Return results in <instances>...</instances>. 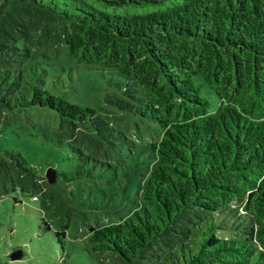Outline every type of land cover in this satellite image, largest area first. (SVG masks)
<instances>
[{
    "label": "trees",
    "instance_id": "16d2710c",
    "mask_svg": "<svg viewBox=\"0 0 264 264\" xmlns=\"http://www.w3.org/2000/svg\"><path fill=\"white\" fill-rule=\"evenodd\" d=\"M61 55L110 73L105 114L46 87ZM30 106L77 160L50 183L0 143V196L32 193L58 241L100 264H264V0H0V123Z\"/></svg>",
    "mask_w": 264,
    "mask_h": 264
},
{
    "label": "rangeland",
    "instance_id": "374dc122",
    "mask_svg": "<svg viewBox=\"0 0 264 264\" xmlns=\"http://www.w3.org/2000/svg\"><path fill=\"white\" fill-rule=\"evenodd\" d=\"M51 63L46 82L49 90L66 94L72 102L100 107L105 114L102 97L109 88V72L64 55L54 56ZM59 128L60 117L53 109L30 106L8 110L0 123V143L21 152L38 174L45 175L50 165L67 170L77 159ZM42 216L41 201L34 200L30 192L16 190L0 196V264H100L80 243L82 239L58 241L54 230L42 224Z\"/></svg>",
    "mask_w": 264,
    "mask_h": 264
},
{
    "label": "water",
    "instance_id": "95a60500",
    "mask_svg": "<svg viewBox=\"0 0 264 264\" xmlns=\"http://www.w3.org/2000/svg\"><path fill=\"white\" fill-rule=\"evenodd\" d=\"M46 177H47V179H48V181H49L50 183L55 182L56 179H57V173H56L55 168H53V167H49V168L47 169V171H46ZM17 255H18V254L15 253V254H14V257L17 256Z\"/></svg>",
    "mask_w": 264,
    "mask_h": 264
},
{
    "label": "built area",
    "instance_id": "2783aa9c",
    "mask_svg": "<svg viewBox=\"0 0 264 264\" xmlns=\"http://www.w3.org/2000/svg\"><path fill=\"white\" fill-rule=\"evenodd\" d=\"M36 198V197H35Z\"/></svg>",
    "mask_w": 264,
    "mask_h": 264
}]
</instances>
